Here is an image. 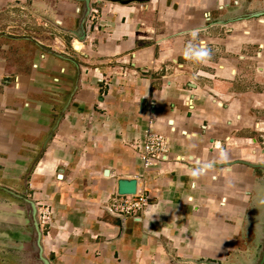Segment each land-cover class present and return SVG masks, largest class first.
<instances>
[{
    "label": "crops",
    "instance_id": "1",
    "mask_svg": "<svg viewBox=\"0 0 264 264\" xmlns=\"http://www.w3.org/2000/svg\"><path fill=\"white\" fill-rule=\"evenodd\" d=\"M262 6L0 0V227L29 219L14 191L51 209L50 264L254 262L264 171L242 162H264L249 147L264 130V18L215 21ZM148 130L168 160L144 168ZM131 178L147 207L111 214Z\"/></svg>",
    "mask_w": 264,
    "mask_h": 264
},
{
    "label": "water",
    "instance_id": "2",
    "mask_svg": "<svg viewBox=\"0 0 264 264\" xmlns=\"http://www.w3.org/2000/svg\"><path fill=\"white\" fill-rule=\"evenodd\" d=\"M256 18H264V6L255 9V10H244L243 12L234 14L233 16L224 19V20H216V23L219 24H226V23H233V22H240L243 20H249V19H256ZM236 162H239L236 161ZM242 163L252 167L257 168L264 171V162H258V163H251V162H245ZM107 172V171H106ZM137 190V180L135 178L131 179H120L118 182V193L119 194H134ZM7 191V190H6ZM10 191V190H9ZM11 194L17 196L21 200V207H20V213H27V216L29 219L24 220L27 224L29 222V225H23L21 223V219L18 216H8L6 219H3L5 222H13L15 225L20 226L19 229H15L13 231L7 232V244L8 246H11V243H15V245L12 246H18L21 249H23V255L25 256L26 262L30 264H50L49 259L44 254V248L42 245V235L43 230L39 226V222L37 219V206L33 199L21 197L18 193H15L14 191H10ZM264 203V200L262 201ZM261 212V218L263 220L262 228V243L263 248L262 251L259 254V259L256 261V264H264V204L263 207L260 210ZM25 215V214H24ZM5 218V217H4ZM23 227V230L20 228ZM11 242V243H10ZM198 263V262H197ZM206 264H221L219 262H207L204 261Z\"/></svg>",
    "mask_w": 264,
    "mask_h": 264
},
{
    "label": "built area",
    "instance_id": "3",
    "mask_svg": "<svg viewBox=\"0 0 264 264\" xmlns=\"http://www.w3.org/2000/svg\"><path fill=\"white\" fill-rule=\"evenodd\" d=\"M140 158L144 168H150L158 163L168 160L167 138L152 130H148L144 142L140 147ZM148 205V195L137 189L134 194H118L105 206V209L113 215L140 218L137 212H143ZM37 219L43 230L51 220V209L43 202H37Z\"/></svg>",
    "mask_w": 264,
    "mask_h": 264
},
{
    "label": "rangeland",
    "instance_id": "4",
    "mask_svg": "<svg viewBox=\"0 0 264 264\" xmlns=\"http://www.w3.org/2000/svg\"><path fill=\"white\" fill-rule=\"evenodd\" d=\"M262 127H264L262 125ZM264 129V128H263ZM257 133V143L254 144L253 141H250L249 147L251 148H262L264 149V130H255ZM264 159V155H262ZM20 226L15 225V223L9 221L7 222L5 227H0L2 229V234H6L7 232L17 230ZM23 230V227L20 228ZM1 234V233H0ZM11 243V242H10ZM7 241L0 239V264H30L26 262L25 256L23 255V249L15 245V243H11V246L6 245ZM245 244V243H244ZM257 255H255L256 257ZM257 259L255 258L254 262L248 264H256ZM226 264H245L240 262L226 263Z\"/></svg>",
    "mask_w": 264,
    "mask_h": 264
},
{
    "label": "flooded vegetation",
    "instance_id": "5",
    "mask_svg": "<svg viewBox=\"0 0 264 264\" xmlns=\"http://www.w3.org/2000/svg\"><path fill=\"white\" fill-rule=\"evenodd\" d=\"M262 248H263V243L261 244V246H258V251H257V253H256V259L258 260L259 259V254H260V252L262 251ZM255 261V260H254Z\"/></svg>",
    "mask_w": 264,
    "mask_h": 264
},
{
    "label": "clouds",
    "instance_id": "6",
    "mask_svg": "<svg viewBox=\"0 0 264 264\" xmlns=\"http://www.w3.org/2000/svg\"><path fill=\"white\" fill-rule=\"evenodd\" d=\"M203 55H206V53L200 52L197 54L198 57H202ZM153 210H155V209H153Z\"/></svg>",
    "mask_w": 264,
    "mask_h": 264
}]
</instances>
